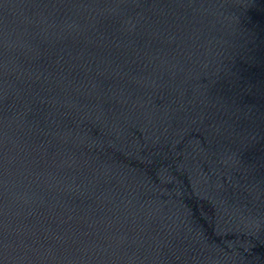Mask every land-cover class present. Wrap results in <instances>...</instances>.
<instances>
[{
  "label": "water",
  "instance_id": "obj_1",
  "mask_svg": "<svg viewBox=\"0 0 264 264\" xmlns=\"http://www.w3.org/2000/svg\"><path fill=\"white\" fill-rule=\"evenodd\" d=\"M0 264H264V0H0Z\"/></svg>",
  "mask_w": 264,
  "mask_h": 264
}]
</instances>
